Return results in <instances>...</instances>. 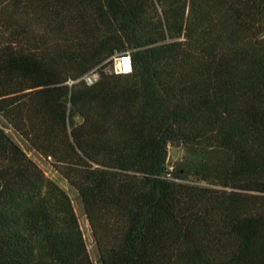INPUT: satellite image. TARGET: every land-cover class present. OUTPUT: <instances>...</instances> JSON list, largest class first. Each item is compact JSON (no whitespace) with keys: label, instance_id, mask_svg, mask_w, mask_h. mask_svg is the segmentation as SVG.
I'll return each mask as SVG.
<instances>
[{"label":"trees","instance_id":"16d2710c","mask_svg":"<svg viewBox=\"0 0 264 264\" xmlns=\"http://www.w3.org/2000/svg\"><path fill=\"white\" fill-rule=\"evenodd\" d=\"M1 122L100 264H264V0H0V264H94Z\"/></svg>","mask_w":264,"mask_h":264},{"label":"rangeland","instance_id":"374dc122","mask_svg":"<svg viewBox=\"0 0 264 264\" xmlns=\"http://www.w3.org/2000/svg\"><path fill=\"white\" fill-rule=\"evenodd\" d=\"M114 68H115V59L113 57L112 61L109 63L105 72L111 74L113 73ZM1 125L4 126L6 132L27 152L29 157H31L42 168L45 175L49 179L55 181L69 194V196L73 201L77 215L79 217V221L84 232L85 240L91 258L94 264H100L98 247L89 220L87 218L84 205L79 197L78 192L64 178H62L59 175V173L52 166L50 160L45 159L37 152L31 150L28 143L25 142L24 139L20 137L19 134L16 133L13 129L5 125L3 122H1ZM184 154H185L184 150L180 147L171 146L169 148L168 166L170 167V169H173V167L183 159Z\"/></svg>","mask_w":264,"mask_h":264},{"label":"built area","instance_id":"2783aa9c","mask_svg":"<svg viewBox=\"0 0 264 264\" xmlns=\"http://www.w3.org/2000/svg\"><path fill=\"white\" fill-rule=\"evenodd\" d=\"M115 59V68L113 71V74L116 75H124V74H129L133 71V63H132V58L130 53H124V54H119L114 57ZM101 77L99 69H94L87 75H85L82 80L88 84V85H94L99 81ZM70 85H73L74 82L71 81L69 83Z\"/></svg>","mask_w":264,"mask_h":264}]
</instances>
